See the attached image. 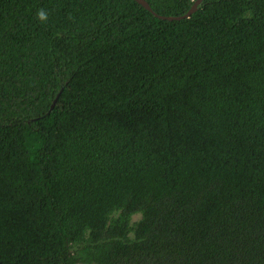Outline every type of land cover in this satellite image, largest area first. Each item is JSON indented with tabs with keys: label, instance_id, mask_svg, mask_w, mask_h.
<instances>
[{
	"label": "trees",
	"instance_id": "1",
	"mask_svg": "<svg viewBox=\"0 0 264 264\" xmlns=\"http://www.w3.org/2000/svg\"><path fill=\"white\" fill-rule=\"evenodd\" d=\"M145 1L0 0V264H264V0Z\"/></svg>",
	"mask_w": 264,
	"mask_h": 264
},
{
	"label": "water",
	"instance_id": "2",
	"mask_svg": "<svg viewBox=\"0 0 264 264\" xmlns=\"http://www.w3.org/2000/svg\"><path fill=\"white\" fill-rule=\"evenodd\" d=\"M137 1L141 3L144 7H146L148 10H151L150 5L145 0H137ZM201 2L202 0H196L195 3L191 6V8L184 15H181V16H160L159 15V17H162L168 20H174V19L178 20V19L190 17L197 10Z\"/></svg>",
	"mask_w": 264,
	"mask_h": 264
},
{
	"label": "clouds",
	"instance_id": "3",
	"mask_svg": "<svg viewBox=\"0 0 264 264\" xmlns=\"http://www.w3.org/2000/svg\"><path fill=\"white\" fill-rule=\"evenodd\" d=\"M37 18L41 21H47L48 14L42 9L37 13Z\"/></svg>",
	"mask_w": 264,
	"mask_h": 264
}]
</instances>
